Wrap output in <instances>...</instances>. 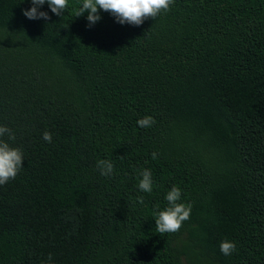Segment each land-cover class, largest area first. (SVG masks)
<instances>
[{
	"label": "trees",
	"instance_id": "obj_1",
	"mask_svg": "<svg viewBox=\"0 0 264 264\" xmlns=\"http://www.w3.org/2000/svg\"><path fill=\"white\" fill-rule=\"evenodd\" d=\"M81 5L0 0V141L23 154L0 264H264V0H174L139 26ZM173 186L190 218L161 236Z\"/></svg>",
	"mask_w": 264,
	"mask_h": 264
},
{
	"label": "clouds",
	"instance_id": "obj_2",
	"mask_svg": "<svg viewBox=\"0 0 264 264\" xmlns=\"http://www.w3.org/2000/svg\"><path fill=\"white\" fill-rule=\"evenodd\" d=\"M46 0H31L32 7L24 9L23 14L29 19H49L48 13L38 11L39 6L45 4ZM174 0H82V5L75 11V17L87 12L89 26L96 23L101 17L99 10L112 14L120 24L128 23L135 26L141 25L147 18H156L161 11H167ZM51 12L61 16L68 8V0H47ZM155 120L151 116H145L137 120V125L143 128L151 127ZM8 134L9 139L14 140L15 135L7 126L0 125V137ZM42 138L51 143L52 135L45 131ZM156 159L157 154L152 153ZM23 167V154L19 148L10 147L8 143L0 141V185L14 179L20 168ZM113 164L108 160L97 161V168L103 176H110L113 173ZM142 179L139 180V189L150 193L152 189V174L148 169L141 172ZM180 188L173 186L166 194L168 207L158 211L155 215V226L157 232L163 236L165 233H175L180 230L184 221L190 218L191 206L178 203L180 200ZM143 204V197L137 198ZM220 251L228 256L236 250L234 242L223 240L220 243ZM48 264H51V254L48 257Z\"/></svg>",
	"mask_w": 264,
	"mask_h": 264
}]
</instances>
